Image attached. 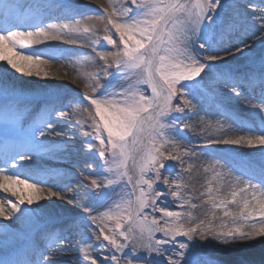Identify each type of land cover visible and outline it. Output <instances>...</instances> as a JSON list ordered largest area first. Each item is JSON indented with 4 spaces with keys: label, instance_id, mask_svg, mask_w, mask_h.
<instances>
[{
    "label": "snow or ice",
    "instance_id": "1",
    "mask_svg": "<svg viewBox=\"0 0 264 264\" xmlns=\"http://www.w3.org/2000/svg\"><path fill=\"white\" fill-rule=\"evenodd\" d=\"M63 7L59 0H0V111L3 112L0 144L6 148L10 141L14 144V151L6 150L0 159V173H3L0 189L17 197L15 202L7 200L11 212L5 207V200L0 199V217L14 221L20 233L39 222L43 210L40 201L46 197L38 185L45 181L47 173L36 166L41 157L56 159L60 144L51 137L59 136L63 131L61 124L67 123L57 121L54 126L52 117L65 116L67 109L73 110L74 115H83L94 108V113L89 112L92 131L85 135L96 143L84 141L83 146L96 149L102 161L99 178L91 179L86 186L92 190L89 195L96 198L97 204L95 210L93 206L85 207L84 212L89 215L78 217L72 226L92 231L100 243L93 244L89 238V247L96 256L78 249L82 264L85 261L121 264V257L122 264H152L154 254L164 256L168 264H264V254L259 261L236 255L240 249L264 246V56L258 62L251 58L249 52L243 51L248 47L245 42L236 45L234 51L223 47L238 31L264 33V0L260 5H246L244 9L235 0H130V5L128 0L123 3L117 0L111 12L107 9L92 10L91 14L73 12L68 23L46 22L54 9ZM94 20L103 23L102 38L115 49H92L104 61L102 69L109 77L105 84L95 80L90 85L93 93L99 92V95L76 93L67 99L65 109L48 105L40 120L27 128L19 120L10 121L8 101L26 94L29 84L24 78H47L44 65L64 58L63 51L34 46L61 39L62 29H68L69 24L83 23L87 30V23ZM114 34L118 41L113 38ZM235 53L250 58V66L241 74L227 67L226 57ZM110 69L114 71L109 72ZM132 75L138 76L137 83L147 86L150 94L131 85L123 86L122 82ZM205 82L208 85L222 82L229 89L228 94L238 98L242 97L241 87L259 90V102L253 103L244 97L257 123L238 120L220 107L218 111L223 120L237 125V134L205 139L208 144L259 149L258 162L230 154L228 149L221 155L206 149L200 152L194 148H184L182 152L167 150L169 146L176 149L189 143L184 130L190 124L173 113H184L201 104L208 96ZM178 97L180 102L174 103ZM217 127L230 128L231 124L218 120ZM146 130L148 139L142 145L139 178L132 185L127 171L131 159L129 146L141 144ZM240 131L244 134H239ZM201 155L211 160L204 171L211 169L213 173L206 191L200 193L212 210L207 219L187 210L199 205L193 202L190 193L183 192V174L195 166L192 158ZM182 156L188 160H182ZM22 161L33 163L20 165ZM172 161L179 163H166ZM9 168L15 171H8ZM22 169L32 171L26 173ZM224 171L234 177L227 197L213 183ZM125 177L126 181L121 184ZM158 183L167 190L156 188ZM118 184L119 189L114 187ZM129 185H132L131 192L138 190L135 207L131 199L122 203L113 198ZM67 186L50 191V196H60ZM60 198L71 202V197ZM169 198L175 201V209L167 207ZM34 204L38 207H31ZM155 213L160 214L159 218ZM11 227L3 225L6 230ZM156 233L163 235L156 238ZM10 235L5 231L0 238L7 241ZM80 238H85L83 231ZM49 239L51 242L46 248L53 250L41 252L38 258L12 260L6 248L0 249V264H53L51 257L70 250L56 246L73 243L69 236L52 235ZM212 244L216 254L208 251ZM140 250L146 255L138 256Z\"/></svg>",
    "mask_w": 264,
    "mask_h": 264
},
{
    "label": "rangeland",
    "instance_id": "2",
    "mask_svg": "<svg viewBox=\"0 0 264 264\" xmlns=\"http://www.w3.org/2000/svg\"><path fill=\"white\" fill-rule=\"evenodd\" d=\"M59 2L62 5L71 4V3L75 4V2L73 0H59ZM94 2H96L95 4L102 7L103 9H107L109 12H111L113 10V5L117 2V0H96ZM120 2L123 3V0H120ZM235 2L237 3V5L239 7L241 5L245 6V4H247V5H251V4L258 5L256 2H253V0H241V1L235 0ZM128 4L130 5V0H128ZM61 9H62V11L54 12L55 18H53L51 20L58 18L62 13H64V12L67 13V11L70 10L67 7L61 8ZM65 9H67V11ZM49 21H50V19H49ZM93 25H95V27H93ZM80 29L84 32V34H82V35H85L86 39L85 40L82 39L80 42L77 40L78 42L73 44L74 48L75 49L77 48L78 49L77 51L81 52V56H82L81 59H75L74 60V62L76 64L75 69H73V70L68 69L69 67L63 66V65H59V66H57V68L53 69L52 67H48L47 65H44L45 70L48 72L47 78H44L43 76H41L40 78H36V77L27 78V77H25L24 80L29 81L31 83V87H29V89H27V92L24 96L19 97V98H13V99H10L8 101V104L11 107V111L8 114V118L10 121L19 120L24 125V127L27 128L30 124L40 120V118L44 115L46 106L51 105L55 109H61L62 106L60 103L62 101L58 102V100L61 99L65 95L69 94V95H71V97L74 96L76 93H86L89 96L99 95V92L93 93L90 85L95 80H98L101 84H105L106 80L109 79V77H106L105 74H102V76L99 79L94 78V76H93L94 72H96L98 70L103 71L102 65L104 64V61L100 60L99 56L95 52H93L92 49H93V47H95L98 51H114L115 49L112 48V46L107 45L106 41L103 40V38H102L103 26H102V28H98L97 22L95 20L87 23V30H85L84 24L81 26ZM260 33H258L257 35H254L253 38L259 37L262 34V33L261 34ZM93 34H96L99 37H94V36H92ZM113 38L117 39V41H118V36L116 34L113 35ZM236 38H237L236 33H234L231 36L230 42H228L229 44L227 43V46L230 47L232 44H234L235 43L234 41L237 40ZM240 43L241 42L239 41L238 43L234 44L230 48L233 49V51H234L235 46L240 44ZM251 43H252V41L246 42L248 47H249V45H251ZM223 47H224V45H223ZM248 47L244 48L243 51L249 52L251 49ZM43 48H48V47H43ZM52 48H55L57 50L62 51V49L65 47H52ZM89 53L91 54V56L83 57V56L88 55ZM222 54H224V53L222 52ZM234 55L235 56H232V57L229 56L230 57L229 59H228V56L226 57L227 61L229 62L227 66L230 69H232L234 72H236L237 74H241V73L247 71L248 67L250 66V58L245 57L242 53H235ZM76 57L77 56H75L74 58H76ZM251 58L255 59L254 56H251ZM236 59L240 60V61H243L244 59H246V60L243 63L231 64L230 61L236 60ZM109 60H111V58H109ZM255 60L258 62V59H255ZM217 63L224 64V61H219ZM243 69H246V70H243ZM112 71H114V69L109 70V72H112ZM16 75L18 76L19 74H16ZM10 79L15 80V77H10ZM137 80H138V76L132 75L129 79L123 81L122 84L124 87H128L129 85H131L132 88L135 90H144L146 95L150 94V90L147 89V86L137 83ZM16 82L19 83V81H16ZM205 87H206V91L208 93V96L203 100L201 105L202 104H204V105L208 104L209 108H211L213 110H216L218 107L219 108L222 107L223 109L229 110V111L234 109V108H232V105H234V103H235V95L234 94H232V95L228 94L229 89L225 88L224 83L218 82V83H215L212 85H208V83L205 82ZM34 88H37L39 90H43L44 94H47L50 91H57V90L62 91V92L56 94L55 96H52V95L37 96V93H35L33 91ZM103 90L104 89H101L100 91H103ZM239 90L241 92H244L247 89L241 87V88H239ZM258 91L259 90L257 89L255 91H251V92L253 94H256L259 98V92ZM179 102L180 101H179V97H178L174 101V103H179ZM84 103L87 104V101H85ZM194 103H195V101H194ZM89 112L94 113V108H89ZM89 112H84L83 115L71 114V119H75V121L79 125H81V127L78 128V127H75L72 125V127L69 128L66 126L71 125V124L62 123L61 127H63V131L65 133L60 134L59 136H55L56 139L60 140V143H59L60 148L57 152L72 154L75 157V159H78V161H81V163L83 164L82 167L72 165V163L59 160L57 162H54L52 164V166H50L49 168L42 167L43 169L42 168H39V169H41L43 173H47V175L45 176V179L47 178V176L50 175L51 178L49 179V181L56 182L59 185H62L63 183H66V185H68L64 189L63 192H60V195H61L60 197H69V195H71V202H69L67 199H59L60 201H58V205L52 204V206L50 207L52 209H50L51 211L49 212L48 217L51 218L53 216H61L59 219L60 221L66 219V217H68L67 221H69V223H68V225H66L64 227L65 232L67 231V233H68V232L72 231L73 235L79 241L78 237L80 236V233L83 231L84 236L86 234L89 235V237L91 238V241L94 242L93 244H99L100 241L95 240V237H94L92 231H90V230L84 231L82 228H77V227L72 226L73 221L76 220L78 217H81V216L86 217L89 215L88 213L84 212L85 207L93 206L94 210H95V206L97 204L96 198L89 195V193L92 190L89 189L88 187H86L88 184H90L91 179H93V178L98 179L99 178L101 165H102V161L96 155V149L88 150L86 147L83 146L84 141H91L92 143H96V141L93 140L92 137L85 135V133L92 131V129L90 127L91 116L89 115ZM189 112L191 115L194 114V113H192V110L186 109L184 113H173V115L181 116L182 118H184V122L189 123L190 126H192L191 123H193V124H195V126L200 131L205 132L206 131V124L204 123L205 120H203V118L206 117L207 115H209L208 112H206L200 116L199 115L198 116L193 115V117L191 116V118L189 117ZM0 113H3V112L0 111ZM66 114H69L68 111L66 112ZM244 115H243V117H244ZM55 117H56V115H53L52 121ZM62 118H65L68 121L70 120V118H68L67 115L63 116ZM2 119H3V114L0 115V120H2ZM212 120L218 121L216 119H212ZM53 123L55 126L56 122L54 121ZM146 129H147V125H146ZM188 129L190 130L191 127ZM188 129L184 130V134L186 135L189 143L181 144L176 149H173L171 146H169L167 148L168 151L179 152L181 149L180 146H185V147L187 146V148H194V149H200V147H201V148H203V150H205L206 148H218V147H221L222 149H228L225 146H221V145H217V144H208L205 142V139L203 140V139H200L199 137L193 136V139L190 140L188 138V135H189ZM67 132H69V134ZM77 132H79L78 135H77ZM146 132H147V130H146ZM65 134L67 136H65ZM212 138H216V137L212 135L211 137H208L207 139H212ZM45 139H47V137H45ZM146 143H147V141H146ZM146 143H144V145ZM71 145H74V146L70 147ZM228 150H230V149H228ZM230 151H233L234 153L238 154V151H234V150H230ZM129 152L131 155V159L128 160L127 171H128V174L132 177V184H134L139 178V166L141 164V158L144 154V148L141 144L130 145L129 146ZM250 152L249 153H247L246 151L245 152H239V154H241V155L245 154L248 156H253V157H250L249 160H254V161L258 162L259 161L258 153L250 154ZM184 159H185V161L188 160L187 158H184ZM42 160L48 161L50 159L43 157ZM29 163L32 164L33 162L29 161ZM166 163L175 164V161L166 162ZM20 165H23V164H20ZM20 165H18V167H20ZM39 165H37L36 167L37 168L40 167ZM22 170L25 171L26 173L32 171L30 169H22ZM61 170L63 172L62 174L57 173L58 171H61ZM49 172H53V173H49ZM55 173L59 174V177L57 175H54V176L51 175V174H55ZM85 176H88L89 179H85ZM126 179L127 178L125 177L124 180H122L120 183L123 184L126 181ZM211 179L212 178L207 177V179H205V182H203L202 186H203V189L205 191L207 188V183ZM213 183H214L215 187H218L216 181H213ZM47 187L48 188H46V189L48 191H59V189H57L55 187H51L49 185ZM114 187L119 189L120 184L115 185ZM155 187L167 190L166 186H163L162 184H159V183ZM131 189H132V185H129L126 190L118 191V193L113 198L115 200L122 202V203L131 199L133 201L132 207H135V196L138 195V190L136 192H131ZM51 198H53V197H51ZM161 199H164V198H161ZM157 203L159 204L160 201L158 200ZM198 203H199V200H198ZM207 206H208V211L210 213L212 211L210 208V205L208 204ZM167 207L169 209H175V201L172 200L171 198H169V203H168ZM57 209H59V210H57ZM187 210L192 211L194 214H196L195 209L188 208ZM99 211H103V208H100ZM155 215L157 216V218H159V216H160L159 213H155ZM196 215L198 216V214H196ZM56 220H58V219H55L52 221H56ZM0 221H1L2 225H11V222H9V221H5L2 219ZM53 224L56 225L55 222H50V221L40 222L38 225V228L34 227L35 228L34 232H36V231L38 232V230H40L42 227H45L44 230L41 231V233H40V235L45 238V245H44L45 249H46V246L51 242L49 237L52 235H58V233L60 232L61 226H58V228H55L56 226L53 227ZM126 227H127V225H126ZM37 232L35 234H32L30 232L28 235L27 234L26 235L28 236V239L30 240L33 236L37 235ZM40 235H37L35 237H38ZM137 235L139 236L138 230H137ZM162 235H163L162 233H156V238H161ZM178 239H183V238L178 237ZM83 241L84 240H82V242ZM87 244L89 245V243H87ZM44 247H42L38 243L35 245V252H37L36 258L39 257V254L41 252H46ZM163 247L165 249H169L168 245H165ZM258 247L259 248H256L253 251H251L249 249L248 250L240 249L236 255H242L251 261H259L261 259L262 254H264L263 253L264 252V246L260 245ZM59 248H61V247H59ZM48 250L49 249H47V251ZM88 251L93 256L97 255V253L95 251H93L91 248ZM208 251L212 254H216L215 245L214 244L210 245L208 248ZM137 255L140 257H143L146 255V253L143 250H140L137 253ZM55 257H58V256H55ZM151 260H152V264H168V262L164 256H159V255L154 254L151 257ZM122 262H123V257H121V264H122ZM65 264H68V263H65ZM78 264H82V262L79 261Z\"/></svg>",
    "mask_w": 264,
    "mask_h": 264
},
{
    "label": "bare ground",
    "instance_id": "3",
    "mask_svg": "<svg viewBox=\"0 0 264 264\" xmlns=\"http://www.w3.org/2000/svg\"><path fill=\"white\" fill-rule=\"evenodd\" d=\"M73 1L75 2V4L74 3L66 4V5L64 4L63 8L67 7L68 9H70L69 11H67V13L64 12L58 18H56L54 20H51V19L55 18L54 12L62 11L61 8L54 9L51 12V14L48 17H46V22H54V23H59V24L68 23L72 19V13L73 12H75V13L88 12L89 14H91L92 10H103L102 7H100L97 4H95L96 2H94V1H96V0H73ZM239 1H241V0H239ZM253 2H256L258 5H260L261 0H253ZM246 5L247 4H245V6ZM245 6L241 5L240 8L244 9ZM257 10H259V9H257ZM49 19H50V21H49ZM95 21L97 22L98 28H102L103 23L101 21H98V20H95ZM82 25H83V23L81 25L69 24V28L68 29H66V30L62 29V33L63 34H62L61 39L48 40L44 44H40V45H35L34 46V47H38V48H43V47H65V48L62 49V51L64 52V58L59 60V61H49L48 62L49 64L48 63L46 64L48 67H52L54 69V68H57V66H59V65H63V66L69 67L68 69H72V70L75 69L76 64H75L74 60L75 59H81L82 56H81V52L77 51L78 49L77 48L75 49L73 44H75L78 41L80 42L82 39H84V40L86 39L85 35H82V34H84V32L80 29ZM258 33H260V32L256 31L255 34H253V32H248V33L245 34L242 31H238L236 33V37H237L236 39L237 40L234 41L235 42L234 44L238 43L239 41L240 42H245V43L247 41H249V42L252 41L251 45H249V47H248V48L251 49L249 51V53L251 54V56H254V58L258 59V61H259V59L262 56H264V33H262V34L260 33L261 35L259 36V38H253L254 35H257ZM92 36L99 37L96 34H93ZM230 40H231V37H230ZM227 43L228 42H226V44H224V48L228 47ZM234 44H232L230 47H232ZM230 47H228V48H230ZM75 56H77V57L74 58ZM89 56H91L90 53L88 55H86V56H83V57H89ZM233 56H235V55H233ZM229 58L230 57L228 56V59ZM245 60L246 59H244L243 61H240V60L236 59V60H231L230 62H231V64H238V63H243ZM243 70H246V69H243ZM102 74H104L103 71L98 70V71L93 73V76H94L95 79H99L102 76ZM26 82H28V84H29V86H28V89H29V87H31V83L29 81H26ZM33 91L35 93H37V96H40V95L46 96V95H49V94H58V93L62 92V91H58L57 90V91H50L47 94H44L43 90H39L37 88H34ZM250 93H251V91H249L247 89L246 91L242 92V97H239V98L235 97V103H234V105H232V108H234V109L230 110V111L229 110H226V111H228L231 114H233L238 120L246 121V122H248L250 124H255V123H257V121H256L255 117L252 115V111L253 110L250 107H248L247 103H245V101H244V97H248L251 102H253V103L258 102L256 100L257 97L254 96V95H251ZM69 97H71V95H69V94L63 96L62 98L60 97L61 99H59L58 102L62 101L60 103L61 106H62L61 109H65V104H66V101H67V99ZM218 108L216 110H213V109L209 108L208 104H206V105L199 104V105H197V107L195 109H192V113H194L193 115H195V116L203 115L206 112H208V114L210 116L207 115L206 117L203 118V120H205L204 123L206 124V131L205 132L200 131L195 126V124L190 122L192 124L191 129L190 130L188 129L189 130L188 138L190 140L193 139V136L194 137H199L200 139L204 140V139H206L208 137H211L212 135L215 136L216 138H218V137H221V136H224V135L233 136V135L237 134V131H238L237 125L232 123L231 121H224L223 117L220 115V112L218 111ZM223 110H225V109H223ZM67 111H68L69 114H66V115H67L68 118H70L69 121L66 120L65 118H62L61 116L56 115V117L53 119V122L54 121L55 122H57V121L65 122L66 121L67 123H64V124H71V125H73L75 127H78V128L81 127V125H79L75 121V119H71V114H73V110L67 109L66 112ZM193 115H191L190 112H189V117L190 118H191V116L193 117ZM243 115H244V117H243ZM212 119L220 120V121H222V122H224L226 124H231V127L230 128H225V129H220V128L217 127V121L212 120ZM66 127H68V126H66ZM63 133H65V132L62 131L61 134H63ZM67 133L69 134V132H67ZM78 133L79 132H77V135H78ZM146 133L141 138V145H144V143L148 139V137L146 136ZM239 134H244V133L242 131H240ZM65 136H67V135L65 134ZM51 139L56 141V142H58V143H60V140L56 139L55 136L51 137ZM73 146L74 145H71L70 147H73ZM221 146H225L226 148H228L230 150L238 151V154L234 153L233 151H230V153L231 154H236V155H238V156H240L242 158H247V159H250V157H253V156H248V155H245V154L241 155V154H239V152H245L246 151L247 153H249L251 151L252 153L250 152V154L259 153V149H254V148L238 147V146H234V145H221ZM180 147H181V149H180L179 152H182V150L184 148H187V146L186 147L185 146H180ZM218 148H206V150H212V151L216 152L217 155L223 154V150H225V149H222L221 147H218ZM201 150H203V148H201V147H200V149H196L197 152H200ZM1 156H2V153H0V157ZM44 158H46V157H44ZM184 158H187V157L182 156V160H185ZM42 159H43V157H41V159H40V162H39V164H40L39 166L40 167H38V168H42V167L49 168L50 166H52V164L54 162H57L59 160L60 161H64V162L72 163V165H76V166H81L82 167V165H83L81 163V161H78V159H75V157L72 154L62 153V152H57L56 153V159H50L48 161H45V160H42ZM31 162H33V161H31ZM192 162L194 163L195 166L192 168L191 172H184V174H183L184 183H185V188L183 189V192L184 193H190L191 194V198L193 199V202L198 203V200H199V203H198L199 206L195 209L196 210V214H198V216L200 218L207 219L208 218V214H209L208 206H207L208 204L204 203V200L206 199V197L201 196L200 193L205 191L203 189V186H202L203 182H205V179H207V177L212 178L213 173H212L211 169H209L208 172L204 171V167L206 165L210 164L211 160H210V158L207 155H201L199 157H193L192 158ZM177 163H179V162L175 161V164H177ZM20 164H23V165H27L28 164L29 165L31 163H29V161H22V162H20ZM8 171H15V169L9 168ZM49 173H53V172H49ZM57 173L62 174L63 172L61 170V171H58ZM57 173L51 174V175L52 176L57 175L59 177V174H57ZM2 175H3V173H0V176H2ZM50 178H51L50 175L47 176L45 181L38 185L40 187L41 194L44 195L46 198L44 200L40 201V205L39 206H42L43 210H42L39 222L34 227L36 228L39 225L40 222H47V221L55 222L56 225L53 224V227L56 226L55 228H58V226H61L60 227V232L58 233V235L69 236L70 239L73 241V243L71 245H57L56 246L57 248H59V247H61L62 249L68 248L70 250L63 251L60 254L55 255V256H58V257H55V256L51 257V260H52L53 264H65V263L78 264L79 261L82 262L81 254L78 251V249L83 248L86 251H88L91 248L87 244V243H89V239L88 238H90V237H89L88 234H86L84 236L85 238L83 239L84 241L82 242V239L79 236L78 237L79 241H80L79 242L77 240V238L73 235L72 231L67 233V231L65 232V230H64V227L66 225H68V223H69V221H67L68 217H66V219L61 220V221L59 220L61 216H53L51 218L48 217V214L51 211L50 209H52L50 207L52 206V204L53 205H56V204L58 205V201H60L59 199H61L60 198L61 195L58 196V197L51 198V196L49 195L50 191H48L46 189V188H48L47 186L49 185L51 187H55V188L59 189L60 187H63L64 185H66V183H63L62 185H59L56 182L49 181ZM215 181H216V183L218 185V188H220V190H221V195L227 197L229 192H230V190L232 189V185L234 183V177L230 176L226 171H224L219 176L216 177ZM30 182H32V181H30ZM19 187L23 188V185H20ZM242 195H245V194H242ZM69 197H71V195H69ZM0 199H4L5 200V207L8 209L9 212H11V208L7 204V200L10 199L13 202H15L17 197L12 196L10 191L9 192H4L3 189H0ZM31 207L35 208V207H38V205L34 204ZM57 210H59V209H57ZM218 215H219V213H218ZM1 219L3 220L2 217H0V220ZM55 219H58V220L52 221V220H55ZM9 222H11V226L12 227H11V229H7L6 230V229L3 228V225L1 224V221H0V237H2V234L5 231H9L11 233V235L8 237L7 241H5L3 238H0V249H5L6 248L8 253L10 251H12V250L19 249L21 244H24L25 241H26L25 234L27 232L34 231V229H33L34 227H32L30 230L26 229V231L24 233L17 232V225L14 223V221H9ZM40 240H41L42 243L45 242L44 239L40 238ZM32 242L33 241L28 243V248L26 250L23 249V251H20L18 253L21 258H28L29 255L32 253L31 244L34 243V242L33 243ZM258 246H260V245L258 244L255 247L244 248V249L245 250L249 249V250L253 251L256 248H259ZM52 250L53 249H49L48 251H52ZM15 259H17V256L14 257V259H12V260H15ZM83 264H87V262L85 261V262H83Z\"/></svg>",
    "mask_w": 264,
    "mask_h": 264
}]
</instances>
